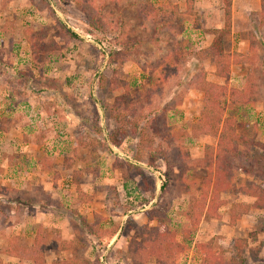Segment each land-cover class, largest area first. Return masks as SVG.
I'll list each match as a JSON object with an SVG mask.
<instances>
[{
	"label": "rangeland",
	"instance_id": "1",
	"mask_svg": "<svg viewBox=\"0 0 264 264\" xmlns=\"http://www.w3.org/2000/svg\"><path fill=\"white\" fill-rule=\"evenodd\" d=\"M146 1L156 6L167 2L177 3L184 10L187 0H121L117 5L112 0H97L93 3L86 0H0V188H5L3 184L9 190L22 187L27 191L17 194L11 192L10 196L0 192L1 203L17 205V202L11 200L13 195L22 201L19 211L4 208L0 203V260L3 263L8 262L2 250L6 248L9 237H19L24 244L30 242L32 234L27 231L26 225L36 220L35 214L30 213L36 211V207L32 209L31 203L42 202L47 205L50 202L48 196L52 197L53 193L50 192L49 183L53 176L48 174L39 177L37 174V161L48 151L52 152L50 157L54 169L58 167L59 161L72 168L68 174H64L62 188L59 190L61 193L55 197L58 196L61 203L64 201L69 206L73 204L77 207L78 202L88 197H85L86 191L81 190L83 186L88 191L93 189L94 194L100 197L99 208L94 207L97 214L93 222H98L102 228L119 226V235L108 243L101 264H135L137 259L128 252V247L131 241H139L140 229L146 225L152 228L165 225L176 232L177 242L185 248L178 264H200L199 257L195 256L199 243L210 242L217 253L223 252L222 262H228L236 253L237 249L231 244L233 240L246 239L247 249L264 243V232H260L258 224L263 212L252 210L231 226L227 216L228 206L220 210L221 219L203 216L195 230L192 229V234H183V231L191 229L185 217L188 204L197 196L201 181L207 176V171L195 167L194 163L203 158L206 147L215 149L217 143V137L197 136L193 131L200 118L203 94L192 89L189 82L191 84L204 71L193 55L206 45L208 32L217 25L215 19L221 15V0L192 1L196 16H184V30L176 37L179 39L180 45L177 46L182 49L181 53L188 57L187 68L183 69L182 66L179 76L171 77L164 83L156 81L149 64L155 63L167 47L163 43L157 46L151 44V32L146 30L137 17L139 6L142 7ZM101 6H104L102 15L106 29L109 28L107 37L111 38L112 43H117L115 38L121 21L126 25L120 31L118 41H145L140 54L133 55L121 66H111L106 50L95 39V35L87 33L86 22L94 23L92 17H97ZM243 6L239 2L238 9ZM241 19L242 14H239L235 21V34L225 44L228 52L246 53L252 35L254 40L264 43L263 31L257 32V19L253 16L248 19L256 32L250 31L251 36L245 30L241 33L242 29L248 27L245 17L243 22ZM58 21L74 31L79 39L70 40L65 37ZM26 29L46 30V40L53 41L58 49L50 51L48 56L33 59L32 50L23 42V31ZM164 36L172 37L168 34ZM205 67L209 81L236 89L251 86L253 103L230 107L225 101V115L237 121L239 135L254 141V146H251L253 149L249 148L250 154L264 156V149L259 146L264 145V44L255 49L252 63L243 68H233L227 81L215 79L211 75L212 66L209 63ZM17 70L27 74L32 71V80L26 84L13 78L12 73ZM115 73L117 81L129 84V101H135V94L142 93L141 101L135 104L136 111L131 116L132 122L139 126H126L127 136L120 133L119 139H116L117 145L111 144L108 139L109 134L117 131L116 124L110 119L109 113L103 110V105L113 106L115 99L123 93L115 90L118 85L113 81ZM102 75L108 80L103 88L98 82ZM40 93L43 94L38 99ZM163 111L172 114V118L165 121L166 128L162 123ZM58 112L65 115L59 116ZM152 119H155L154 127L146 138V129L144 132L140 129V124L141 127L146 124L140 122ZM74 121L78 124L73 127L71 123ZM97 130L101 131L105 144L96 133ZM168 131L177 140L176 144H167ZM175 146L183 153L181 161L175 152H169ZM150 149L160 153L167 150L166 153H170L169 159L152 160V166L149 167L145 153ZM141 154V159H134L140 158ZM50 161L44 162L45 166ZM129 163L136 168L146 169L148 177L139 178L136 173L139 170L131 167L128 170ZM231 167L237 183L244 180L259 181L254 175L246 173L250 166L245 159H234ZM238 167L242 170H238ZM75 177L79 180L81 191H76L78 194L75 192ZM43 187L49 192L43 190ZM225 198L231 203L251 202L242 196L226 195ZM27 208L30 214L26 213L18 224H14L17 215L24 214ZM61 215L59 212L56 218L50 219L51 222L40 224L46 232L48 249L52 251L46 264L54 261L50 258L100 264L91 240L84 249L75 251L76 254L59 251L62 242L66 241L62 239H69L73 235L72 227H68V219L57 217ZM250 234L255 236L250 237ZM259 251L253 260L246 250L243 264H264V246ZM11 264L26 263L11 261Z\"/></svg>",
	"mask_w": 264,
	"mask_h": 264
},
{
	"label": "trees",
	"instance_id": "2",
	"mask_svg": "<svg viewBox=\"0 0 264 264\" xmlns=\"http://www.w3.org/2000/svg\"><path fill=\"white\" fill-rule=\"evenodd\" d=\"M97 0H86L88 3H93ZM121 0H112V3L117 5ZM82 10V8H80ZM104 6H101L97 11V17H92L94 23L86 22L87 33L89 35H95V39L100 43L109 57L108 63L111 66H121L127 62L133 55L140 54L141 48L144 46L145 41L141 39H125L123 42L118 41L120 31L122 32L126 23L121 21L118 36L112 43L111 38L107 37L106 24L102 11ZM231 0H223V11H224V28L221 30L214 31V40L207 50H202L197 53L198 61L204 59H211L215 65V77L220 80L227 81L230 76V68L233 65H244L252 63L255 56V49L262 46L264 43H259L258 40L250 38L249 50L246 54H240L237 52L229 53L225 49V41L227 36L230 34V20H231ZM137 17L144 25L148 22L152 28L151 41L154 44L160 42V35L165 30H171L174 27L173 19H178V12L176 8H155L151 4H144L137 12ZM62 28L65 37L70 40L79 39L78 35L67 28L63 23L58 21ZM258 24L257 32L263 31L264 33V0H260V12L259 18L256 21ZM253 32V31H251ZM254 33V32H253ZM251 36V33H249ZM24 40L32 50L33 55L37 57L48 56L50 51L55 48L58 49L57 45L51 40H46V30L26 29L23 31ZM182 55L179 48H174L172 53L168 56L162 57L155 63H151L150 66L153 71H158L156 75V81L164 83L171 76L178 73L179 68L183 65ZM20 77V81L28 82L32 77V74H27L24 71L17 73ZM117 73L113 76V81L118 83L115 88L116 91H122V95L117 97L114 101L113 106L103 105V110L109 113L110 119L116 124V132L108 135V139L111 144L117 145L116 139L122 135L127 136L126 126L131 128H137L138 123L132 122V115L136 111L135 104L141 101L140 92L136 93V100L129 101V84L123 81H117ZM19 79V78H18ZM110 80V79H109ZM107 77L102 75L98 79L100 86L103 88L107 82ZM190 84V82H189ZM195 89L199 90L203 94V106L200 113V118L197 121L193 131L197 136H208L212 135L217 137L216 148L209 146L206 147L203 153V158L195 161V167L204 169L207 171V176L202 179V185L199 187L197 196L192 198L188 204L185 217L190 224L191 229L183 231L187 234H192V229L196 228L200 219L203 216L210 218L221 219L222 215L220 210H223L228 206V222L231 226H234L238 221L252 210L263 212L262 219H259L260 232H264V156L259 154H250L249 148L253 149L254 141L249 138H245L243 135L237 133V121L231 117H227L224 102L228 101L230 107L234 106H247L253 103L254 95L251 92V86H245L244 88L228 87L226 84H218L209 81L206 77V73L201 71L196 80H193L190 84ZM152 95V94H151ZM151 102V101H150ZM162 123L165 127V121L172 118V114L163 111ZM112 114V115H111ZM154 116V114L152 115ZM156 119V118H155ZM150 121L142 120L140 123L145 122V126L140 129L144 132L146 129L147 138L154 127V120ZM119 132V133H118ZM105 144V140L102 137L101 131L97 132ZM125 136V137H126ZM156 138V134L153 135V140ZM168 142L167 144H176L175 137L170 135L168 131ZM94 140V137L92 138ZM119 139V138H118ZM262 149H264V145ZM150 147V146H149ZM241 147H245L241 149ZM248 148V149H246ZM174 150V151H173ZM175 152L179 161L183 158V153L180 148L175 146L169 150V152ZM151 150L148 151L145 157H147V165L152 166V160L157 159L165 160L169 159L167 150H162L161 153ZM160 154V155H159ZM135 158L137 161L142 158ZM144 157V158H145ZM235 160H243L249 164L250 168L246 172L248 175H254L259 181L255 180H244L242 183H237L233 173L231 171V163ZM48 168V166L46 165ZM45 167V168H46ZM133 168L137 171L139 178L145 177L149 174L146 169L136 168L131 163L128 165L129 168ZM235 169V168H234ZM238 170H242L238 167ZM148 177V176H147ZM212 177V180H211ZM75 182L78 185V181L75 178ZM164 185H162L163 187ZM153 187L151 191H153ZM4 192L5 195H11L9 192H13L9 189L0 188V192ZM226 195L231 196H242L248 198L250 203L229 202L225 197ZM11 200L17 202V205H10V203H1L4 208L17 210L21 209V199H17L15 195L11 196ZM147 204V202H145ZM74 225L77 229V236L73 243H64L63 249H74L75 251L84 249L87 246L89 240H91L94 246L97 259L101 264L105 254L108 243L115 237L119 231V226L112 227H101L98 222L87 223V221L79 216L74 217ZM129 220V219H128ZM126 225L123 229H126ZM192 232H189V231ZM195 230V229H194ZM139 241H131L128 247V252L137 259L135 264H148L154 261L155 264H178V259L185 253L184 249L179 242H177V234L171 231L165 225L158 227L142 226L140 229ZM255 234H250V237ZM19 237L13 236L8 238V244L3 250V254L8 257L15 258L20 262H27L30 264H45L44 252L46 245V234L37 228L34 232V237L30 245L24 244ZM236 253L231 257L228 262H222L223 252L217 253L215 246L208 243H199L195 252V256L199 257L200 264H243L245 251L250 252V256L255 260L259 254V250L264 243L258 245L255 248L247 249L246 239H236L231 242ZM219 256V259H218ZM0 264L3 263L0 260ZM54 264H89L87 262H81L77 260H71L67 262H56Z\"/></svg>",
	"mask_w": 264,
	"mask_h": 264
},
{
	"label": "crops",
	"instance_id": "3",
	"mask_svg": "<svg viewBox=\"0 0 264 264\" xmlns=\"http://www.w3.org/2000/svg\"><path fill=\"white\" fill-rule=\"evenodd\" d=\"M193 0H187L186 2H185V6H186V9H182L181 8V5H177V3H170V2H167V3H165L164 5H159V6H156V5H154L153 3H151V1H149V4H151L153 7H155V8H158V7H163V8H170V9H172V8H176L177 9V12H178V19H173V21H174V27L171 29V30H165L161 35H160V42H158V44H154L152 41H151V37H152V32H153V28H152V26L148 23V22H145V28H146V30L148 31V32H151V35H150V42H151V44H153V45H155V46H157V45H159V44H161V43H163L164 44V46H166L167 47V50L165 51V53L164 54H162L161 55V57H159L157 60H159L160 58H162V57H166V56H168L169 55V53H172L173 52V50H174V48H179L180 49V52H181V48L179 47V46H177V45H180V43H179V39L178 38H176L177 36H179L182 32H183V30H184V16L185 15H189V16H191V17H195L196 16V12L193 10V2H192ZM239 2L240 3H242L244 6L243 7H241L240 9H238V7H239ZM148 3V1H146L145 2V4H147ZM144 5V4H143ZM140 7L141 6H139V8L138 9H140ZM238 9V10H237ZM220 11V16H219V18H217V19H215V21H216V23H217V25L216 26H214L209 32H208V36H207V34H206V36L208 37V39H207V42H206V45L205 46H203V47H201L199 50H197V51H195V53H194V60H196V62H197V64H199V67L200 68H203V70H204V72H206V67H205V64L206 63H209V65L210 66H212V68H211V75H213V77L215 78V79H217L216 77H215V75H214V73H215V65H214V62L211 60V59H204V60H202V61H198V59H197V53L199 52V51H202V50H207L209 47H210V45H211V43L213 42V40H214V37H215V35H214V31L215 30H221V29H223L224 28V11H223V0H221V7H220V9H219ZM240 11H242V12H240ZM230 12H231V20H230V24H231V26H230V34L227 36V38H226V41H225V44H227V42H229V38H231V37H233V35L235 34L234 32H235V30L237 29V26L235 25V21H236V19L238 18V16H239V14H242V19H241V22H243V20H244V17H245V19H246V22L248 21V19H250L252 16L253 17H255L257 20H258V18H259V12H260V0H231V9H230ZM237 12L239 13L238 15H237ZM247 17V18H246ZM256 20V21H257ZM140 21V20H139ZM141 22V21H140ZM245 25H246V23H245ZM251 25V20H249L248 21V27ZM253 25V24H252ZM252 25L249 27V30H247V26H246V29H242L241 30V33L244 31V32H246V31H248L247 32V35H248V33L250 32V31H253L254 33H256L254 30H253V27H252ZM203 28V27H202ZM243 32V33H244ZM165 34H168V35H171L172 37H170V38H166L164 35ZM238 37H240V36H238ZM23 42H24V44L25 45H28L27 43H26V41L25 40H23ZM29 46V45H28ZM249 46H250V41H248V50H249ZM30 48V47H29ZM248 50H247V52H248ZM227 51V50H226ZM235 52H237V53H240V54H246V53H242V52H239V51H235ZM229 53H232V52H229ZM31 54H32V56H33V59H36L35 58V56L33 55V53H32V51H31ZM181 55H182V60H183V69H186L187 67V61H188V57H186V55H185V57H184V55L181 53ZM37 58H39V57H37ZM131 59V58H130ZM129 59V60H130ZM37 60V59H36ZM128 60V61H129ZM156 60V61H157ZM155 61V62H156ZM151 64V63H150ZM150 64H149V66H150ZM182 66H181V68H182ZM243 66H246V64H240V65H233V66H231V68H230V74H231V72H232V70H233V68H243ZM151 67V66H150ZM181 68H179V70H178V73L176 74V75H173V76H171V77H177V76H179L180 75V70H181ZM19 71L17 70L15 73H12V76H13V78H15V79H18L19 78V80H20V77H19V75L17 74ZM30 72H32V71H29L28 73L29 74H31ZM151 73H154L155 75L154 76H156V74L158 73V71H153L152 70V68H151ZM33 75H34V73L32 72V77H33ZM32 77L30 78V80H32ZM170 77V78H171ZM187 77V76H186ZM230 77V76H229ZM155 78V77H154ZM169 78V79H170ZM168 79V80H169ZM191 80V79H190ZM220 80V79H219ZM21 82H24V83H26V84H28V82H25V81H21ZM190 85V84H189ZM182 87V86H181ZM190 87L192 88H194V86H191L190 85ZM192 88V89H193ZM188 91H190V90H188ZM43 94V93H42ZM41 93H40V95H38V99H39V97L42 95ZM227 103H228V101H227ZM202 104H203V102H202ZM203 106V105H202ZM63 112H65L64 110H63ZM60 113V112H58L57 114L59 115V116H64L65 115V113ZM72 124V126L74 127V126H76L78 123L77 122H72L71 123ZM40 144V143H39ZM43 143H41V145H42ZM54 155V154H53ZM49 156V157H48ZM50 156H52V152L51 151H48V152H45L44 153V155L42 156V158L41 159H38V161H37V164L39 165V167H38V173L37 174H39L40 176L39 177H42V176H46V175H48V174H51L52 176H53V178H51V182L49 183V186H50V192H52L53 194H52V197H51V195H49L48 196V199L50 200V202L49 203H46L47 205H45L44 203H42V202H40L39 204L38 203H34L33 204V202L31 203V205H32V209H33V206L34 207H36V211H32V212H30L31 213V215L33 214H35V217H36V220L35 221H29V222H27V225H26V227H27V231L29 230L30 231V233L32 234L31 235V237H29V243H27L28 245H30L31 244V242H32V239H33V237H34V232H35V230L37 229V228H40L45 234H46V232L44 231V229L42 228V225H40V224H47V223H49V222H51L50 221V219L51 218H56V214H59V212L62 214L61 216H57L58 218H66V219H68L67 221H68V227L70 226V227H72L71 228V231L73 230V235H72V237H70L69 239H62V240H66V241H63L62 243L64 244V243H73V241L76 239V236H77V229H76V227H75V225H74V217H75V215L76 216H79V217H82V218H84L86 221H87V223H93V220H94V217L96 216V214H97V211H94V207H96V208H99V206H100V200H99V198L100 197H98V195H95L94 194V191H93V189H91L90 191H88L87 190V187L86 186H83V189H81V190H84V191H86V196L85 197H87L86 199H83V201L82 202H78V206L76 207V206H73V204H71L70 206L69 205H67V204H65L64 203V201H63V203H61V199L57 196V197H55L56 195H58V194H60L61 192L59 191V190H61V186H62V183H63V180H64V174H68L69 173V171H71L72 170V168L69 166V165H66V166H64V164H62V162L60 163V161H59V163H57V168L56 169H54V162L52 161V159H51V157ZM63 157V156H62ZM8 160H9V158H8ZM49 160H51L50 161V164L49 165H47L48 166V168L45 166V163L47 162V161H49ZM45 162V163H44ZM59 164V165H58ZM37 165V166H38ZM46 167V168H45ZM76 179H77V177H75ZM75 178H74V180H75ZM77 181H79L78 179H77ZM41 182V181H40ZM75 182V181H74ZM40 184H42L43 185V182H41ZM56 184L58 185V187H56ZM59 184H61L60 185V187H59ZM2 186L3 187H5V188H7L5 185H3L2 184ZM37 186L38 187H40V185H38L37 184ZM75 186H76V189H75V192L77 191V192H79V193H81V191H80V188H79V182H78V185H77V183L75 182ZM43 190H47L48 192H49V190L47 189V188H45V187H43ZM12 194H17L18 192L19 193H25V192H27V191H25L22 187L19 189V190H13L12 189ZM46 191V192H47ZM76 192V193H77ZM9 193H11V192H9ZM62 194H64V192L62 193ZM78 194V193H77ZM89 194H91V196H89ZM16 197H18L17 195H15ZM29 203V202H28ZM67 208H66V207ZM62 207H63V209H62ZM27 210H29V208H27L26 209V211H25V213L24 214H19V215H17V217H16V222L14 223V224H18L19 223V220H20V218L24 215H26V213H28V211ZM33 210H35V209H33ZM30 213H28V214H30ZM41 218V220L39 221V219ZM43 220V221H42ZM47 222V223H46ZM64 223H66V221L64 222ZM59 224H61V223H59ZM34 227H36V228H34ZM58 228V227H57ZM32 231H33V233H32ZM119 235V231L117 232V234L115 235V237L112 239V240H114V239H116V237ZM111 240V241H112ZM110 243V242H109ZM63 244L61 245V247H60V249H59V251L60 252H71V253H74V254H76V252H75V250L74 249H63ZM56 252V251H55ZM2 254H3V250H2ZM44 254H45V256H44V259H45V264H46V262H48V255L49 254H52V251H49V249H48V243H47V241H46V245H45V252H44ZM60 255V254H59ZM3 256H5L6 257V259H7V264H11V261H17V263L18 262H20L19 260H17V259H15V258H11V257H8V256H6L5 254H3ZM49 260H54L51 264H54V263H56V262H67V261H71V260H74V259H70V260H67V259H62V258H57V259H49ZM5 263V262H4ZM22 263H26V264H30V263H27V262H22ZM6 264V263H5Z\"/></svg>",
	"mask_w": 264,
	"mask_h": 264
}]
</instances>
